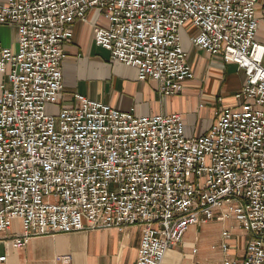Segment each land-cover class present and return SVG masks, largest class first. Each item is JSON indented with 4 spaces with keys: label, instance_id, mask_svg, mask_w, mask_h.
Here are the masks:
<instances>
[{
    "label": "built area",
    "instance_id": "1",
    "mask_svg": "<svg viewBox=\"0 0 264 264\" xmlns=\"http://www.w3.org/2000/svg\"><path fill=\"white\" fill-rule=\"evenodd\" d=\"M257 2L0 0V28L16 35L15 52L0 42V234L16 220L22 228L11 246L139 227L136 264H162L190 227L234 219L249 239L242 257L224 264H264ZM90 11L108 23L95 28V45L134 68L138 81H155L162 97L181 93L192 76L181 39L190 24L192 47L243 72L238 107L218 112L205 134L187 137L178 114L136 117L78 94L61 106L64 45ZM56 261L72 264V257Z\"/></svg>",
    "mask_w": 264,
    "mask_h": 264
},
{
    "label": "crops",
    "instance_id": "2",
    "mask_svg": "<svg viewBox=\"0 0 264 264\" xmlns=\"http://www.w3.org/2000/svg\"><path fill=\"white\" fill-rule=\"evenodd\" d=\"M256 18L255 41L264 45V0L257 2ZM107 25L97 12L90 11L85 21L72 26V37L64 45L61 106L70 105L78 94L136 117L178 114L187 137L205 134L218 112L238 107L235 96L243 87V72L236 64L192 47L189 39L197 30L190 24L183 28L181 39L192 76L183 83L181 93L167 97L157 93L155 81H138L134 68L112 60L106 50L95 45V28ZM215 214L218 217L220 212ZM21 232L20 221L16 220L0 234V258H5L0 264H59L56 257L66 254L72 257V264H136L141 239L139 227H128L123 231L34 237L22 247L13 248L9 239ZM223 232L229 233V239L222 237ZM248 239L234 219H215L190 227L182 242L167 251L162 264H224L242 257ZM223 244L227 245L226 252Z\"/></svg>",
    "mask_w": 264,
    "mask_h": 264
},
{
    "label": "rangeland",
    "instance_id": "3",
    "mask_svg": "<svg viewBox=\"0 0 264 264\" xmlns=\"http://www.w3.org/2000/svg\"><path fill=\"white\" fill-rule=\"evenodd\" d=\"M0 42L6 46L11 47L12 51H16V35L15 32L8 28H0ZM264 67V61H263ZM1 83V77H0Z\"/></svg>",
    "mask_w": 264,
    "mask_h": 264
}]
</instances>
